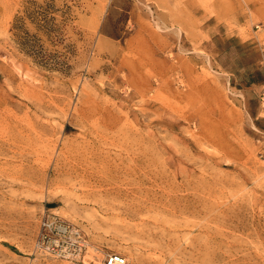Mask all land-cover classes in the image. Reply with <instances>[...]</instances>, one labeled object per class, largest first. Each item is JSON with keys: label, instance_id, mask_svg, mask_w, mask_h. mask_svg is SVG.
Wrapping results in <instances>:
<instances>
[{"label": "rangeland", "instance_id": "1", "mask_svg": "<svg viewBox=\"0 0 264 264\" xmlns=\"http://www.w3.org/2000/svg\"><path fill=\"white\" fill-rule=\"evenodd\" d=\"M108 253L264 264V0H0V264Z\"/></svg>", "mask_w": 264, "mask_h": 264}, {"label": "built area", "instance_id": "2", "mask_svg": "<svg viewBox=\"0 0 264 264\" xmlns=\"http://www.w3.org/2000/svg\"><path fill=\"white\" fill-rule=\"evenodd\" d=\"M40 239L48 243L46 250L49 253L64 257L79 254L84 242L75 226L55 216H48L42 220ZM102 264H127V260L118 253H108Z\"/></svg>", "mask_w": 264, "mask_h": 264}, {"label": "trees", "instance_id": "3", "mask_svg": "<svg viewBox=\"0 0 264 264\" xmlns=\"http://www.w3.org/2000/svg\"><path fill=\"white\" fill-rule=\"evenodd\" d=\"M43 60L45 61L44 63H49V60L47 59V56H44L43 57ZM47 60H48V62H47ZM55 65V64H54Z\"/></svg>", "mask_w": 264, "mask_h": 264}]
</instances>
